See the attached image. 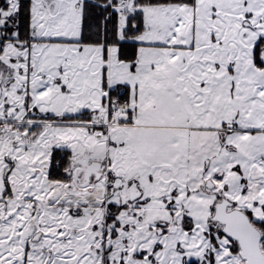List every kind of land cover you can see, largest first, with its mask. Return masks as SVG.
<instances>
[{"label": "snow or ice", "instance_id": "6c2138e0", "mask_svg": "<svg viewBox=\"0 0 264 264\" xmlns=\"http://www.w3.org/2000/svg\"><path fill=\"white\" fill-rule=\"evenodd\" d=\"M0 264H264V0H0Z\"/></svg>", "mask_w": 264, "mask_h": 264}]
</instances>
